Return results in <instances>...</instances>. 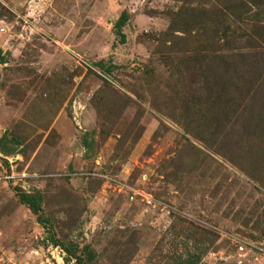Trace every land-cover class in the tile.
I'll return each instance as SVG.
<instances>
[{
    "label": "rangeland",
    "instance_id": "rangeland-1",
    "mask_svg": "<svg viewBox=\"0 0 264 264\" xmlns=\"http://www.w3.org/2000/svg\"><path fill=\"white\" fill-rule=\"evenodd\" d=\"M254 1L0 0V264H264Z\"/></svg>",
    "mask_w": 264,
    "mask_h": 264
},
{
    "label": "trees",
    "instance_id": "trees-1",
    "mask_svg": "<svg viewBox=\"0 0 264 264\" xmlns=\"http://www.w3.org/2000/svg\"><path fill=\"white\" fill-rule=\"evenodd\" d=\"M248 2H250L251 5L253 4L252 2L256 3V1H254V0H248ZM238 3L239 4L237 5V7H240V8H246L247 7L246 3L242 2V1H239ZM257 3L261 4L258 1H257ZM127 20H128V13L126 11H122L120 13L118 19L114 23V27L116 29V35H118L120 37L119 42L124 41V33L121 31V27L127 22ZM4 138H5V135L0 137V150H4L3 146H2V141ZM9 152L11 153L12 150ZM17 196L19 198V201L21 203L25 204L36 215L37 222L44 226V220L45 219L39 214L41 195L38 193L32 195L30 193H26L24 191L18 190ZM73 258H77V257H73ZM70 262H71V257H64V264H71Z\"/></svg>",
    "mask_w": 264,
    "mask_h": 264
},
{
    "label": "built area",
    "instance_id": "built-area-1",
    "mask_svg": "<svg viewBox=\"0 0 264 264\" xmlns=\"http://www.w3.org/2000/svg\"><path fill=\"white\" fill-rule=\"evenodd\" d=\"M128 196L131 200L139 198L141 199L143 202H145V204H154L155 205V200L153 199V197L149 194L143 193L141 191H139L138 189H132L129 190ZM243 247L239 246V250H242Z\"/></svg>",
    "mask_w": 264,
    "mask_h": 264
}]
</instances>
